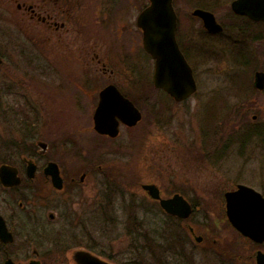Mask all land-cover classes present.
Listing matches in <instances>:
<instances>
[{"label":"rangeland","instance_id":"obj_1","mask_svg":"<svg viewBox=\"0 0 264 264\" xmlns=\"http://www.w3.org/2000/svg\"><path fill=\"white\" fill-rule=\"evenodd\" d=\"M75 1L79 13H92L94 49L103 50L109 67L105 74L97 59L93 61L89 74L94 86L110 79L125 84L133 82V79L138 81L136 74L126 70L119 52H116V45H113L114 36L120 31H116L117 27L112 30L110 24L99 28L95 23L102 14H110L111 7L125 2L129 5L127 9L126 5L121 9L126 10L124 21L129 23L130 29L136 30L138 6L142 9L148 0ZM231 1L175 0L179 18L183 19L179 38L184 40V34L190 29L194 39L202 38L203 41L200 57L190 59L195 65L199 90L183 102H176L164 92H158L157 98L161 100L157 101L159 104L156 107L148 110L142 105L145 119L138 126L131 129L123 126L118 137L105 141L90 131L89 123L81 112L84 107L77 104L75 90L68 87L69 81L71 84L77 80L85 81V73L78 70L81 65L63 55L56 57L51 43L46 48L49 53L42 56L26 36H21L23 41H18L19 48L23 47L20 51L8 52L7 10L5 0H0V50L4 57L0 64V165L10 161L22 166L25 158H33L38 167L49 160L56 161L64 173L89 169L85 186L90 188V191L87 190L92 201L86 200L84 204L87 214L81 215L82 218L70 217L72 224L80 219L77 221L80 225L69 226L60 218L50 224V239L45 237L44 240L38 235L34 240L39 244L44 264H75L73 252L80 248L116 264H162L163 261L167 264H255L251 254L258 248H264V245L254 243L228 224L224 192L238 182L246 184L252 181V175L262 170L254 163L248 168L250 152L256 160L264 147L253 144L248 149L245 124L252 123L255 114H258L255 121L264 117V100L260 105L253 102V98H263L264 92L255 88L244 89L254 81V68L235 60L231 49L219 37H202L201 22L190 18L195 6L209 5L223 19L232 13ZM226 33L234 39L240 32L228 29ZM258 45L259 42L252 44L251 49ZM138 59L140 81L149 84L153 81L154 60L143 51ZM37 66L49 67L55 74L46 72L42 80L37 77L30 79L34 85L29 93L36 94L35 100L41 103L43 115L38 123L40 127L32 125L35 131L27 134L19 118L14 117L17 112L11 110L12 103L14 108L18 107L13 100L20 101L23 97L17 95V90L10 93V88L20 89V82H27L25 72L39 76L32 69ZM110 68L115 70L112 76ZM66 71L70 72L68 76L64 74ZM65 77L70 79L65 82ZM11 83H15L14 87H9ZM94 94L93 110L97 104L96 91ZM155 113L158 118H155ZM40 140L50 143L45 152H41V146H37L36 151L25 149L26 142L31 144ZM196 145L199 146V154L192 155L190 147ZM105 146L115 147L116 150L109 151L110 148ZM198 161L204 162V165L192 168L189 164ZM253 181L259 184L258 179ZM143 183L158 184L165 196L181 192L190 200H198L195 202L196 210L186 220L170 216L150 197ZM107 187L109 190L105 191ZM103 193H107L108 197L106 214H103L101 202ZM55 195L52 192L48 197ZM10 202L13 208L9 207ZM1 207L10 215L14 208L17 209V200H14L12 192L0 187ZM44 219L47 220L48 216ZM187 225L193 226L196 236L203 235V239L197 240ZM16 228V241L10 246V252L17 262L25 264L33 256L34 246L26 242L20 228ZM175 230L185 238L184 243L179 240L175 244L179 248L186 245L182 247L184 254L180 249H161L169 247L166 236L169 237L170 232ZM145 231L155 238L157 257L147 248L149 243L145 242L146 239L141 240L143 236L140 234ZM161 236L165 239L159 245L157 241L162 239ZM59 241L60 246L53 245ZM227 247L231 254L227 252ZM109 255L113 258L109 259Z\"/></svg>","mask_w":264,"mask_h":264},{"label":"flooded vegetation","instance_id":"obj_2","mask_svg":"<svg viewBox=\"0 0 264 264\" xmlns=\"http://www.w3.org/2000/svg\"><path fill=\"white\" fill-rule=\"evenodd\" d=\"M235 0L231 1V14L226 16L223 19H220L216 12L212 11L211 6H203L198 5L193 8L191 11L192 16L191 19L199 20L202 24L201 29V36L202 37H219L221 42L226 46L229 47L231 50V54L233 55L234 59L240 62V64L245 65L247 67L254 68L255 73L258 70L264 71V18L262 19H255L251 17L247 13H238L233 9V2ZM125 2H119L115 7L110 8V14L101 15V18L98 23H95L97 27H102L104 25H111L112 30L113 28H116V31H120V33L114 37V46L116 45V52H119L120 60H122V64L124 67H126L127 71H131L133 75H137L138 81H135L133 79V82H127L126 84L124 82H118L115 80H108L105 83H96L94 86V83L91 82L92 77L90 78L89 72L92 70L93 61L97 59V62L101 64V69L106 74L108 73V65L107 61L105 60V55L103 53V50L97 51L94 49L95 44H93L91 31L92 30V13H79L78 10V4L75 0H38L36 2L34 1H28V0H5V7L7 10V21L9 27H7V32L9 34V41H8V52L11 53H17L20 51L23 47L19 48L21 45L18 44V41H23L21 36H26L28 41L32 43L31 46H36L37 52L40 54L42 53V56L47 54L48 52L46 50L48 44L54 47V51H56L55 56L60 57V55L65 56L69 59V61H75L78 62L81 66L78 70H80L79 73L84 72L85 73V81L77 80L73 84L68 82V87L70 89L75 90V98L76 102L80 107H84V109L81 111L83 114V117L86 119L87 124L89 123L90 131H93L92 133L96 134L100 138L105 139V141H112L114 138L118 137L121 133L122 127L125 126L128 129L135 128L138 126L143 119H145V109L142 107V105L146 106L149 110L153 106H157L159 102L158 100V92L162 91L168 97L172 100H175L171 94H169L167 91H165L162 88H157L155 86L154 80L151 81L149 84L146 82L140 81L139 71H138V57L141 51H143L147 57L154 60V68H155V59L152 56L151 53H149L143 43V30L138 25V17L142 10L149 4L148 3L140 9L138 6V14L136 17V24L137 29L132 30L130 29V25L128 22L124 21V15L125 11H122L124 5H129V3L124 4ZM215 3V2H214ZM218 4V3H217ZM196 8H202L209 10L214 13L216 23L220 25V28L218 30H210V28H206L204 26L203 19L198 16L194 15L193 11ZM120 9V10H119ZM175 10L178 16V25L176 30V37L177 42L179 45L180 50L183 52L184 56L188 60L189 64L192 66L193 71L195 65H192L190 62L191 57L198 58L200 57V54L203 49L202 43L203 41L201 39H194L195 37H192L193 35H190V29L186 31L184 34V40H181L179 38V31L181 29V25L183 22V19L179 18V13L175 5ZM117 11V13H115ZM107 12V11H105ZM119 13V14H118ZM84 16V17H82ZM188 18V17H187ZM185 19V18H184ZM239 30L240 33L237 34L236 38H232V35H225L226 30ZM123 31V32H122ZM236 36V35H235ZM259 42V45L255 47V49H251L252 44ZM32 48V47H31ZM25 52V51H24ZM2 51L0 50V55H2ZM49 53V52H48ZM123 68V67H122ZM33 70H36L39 76H32L30 73L25 72L27 76L25 77V80L27 82H20V89H14L10 88V93L14 92L15 90L18 91L17 95H20V97H23L20 101L19 100H13L16 102L17 108H14L13 103L11 104V110H14L16 115L14 117L19 118L21 125L24 127V133L32 134L33 131H35L32 127V125L37 124L41 121V116L43 115L42 110L40 108V102H36L35 95L33 93H29L32 86L34 85L30 79H33L34 77H37L39 80H42V76H44V73H54V70H51V68L46 66H37L33 67ZM111 74L115 73V70L113 68H110ZM30 72V71H29ZM70 72L66 71L64 74L68 76ZM195 73V71H194ZM29 75V76H28ZM154 75V72H153ZM90 78V80H89ZM68 79L65 77L64 80L67 82ZM89 80V81H88ZM18 82V81H17ZM14 87L15 83H11V86ZM37 85V84H36ZM58 87H63L59 84ZM114 85L116 88L127 98H129L142 112V119L135 125H128L124 123L120 117H117L118 120H120L119 124V133L117 136H111L107 133H100L98 132L94 127V115L96 108L100 101V95L102 90L104 88ZM198 85V81H197ZM257 89L261 92H264V88L260 89L256 86L255 80L253 83H251L250 87H244V89ZM38 89V88H37ZM199 90V85L197 87V90L192 94L195 95ZM96 91V99L97 104L95 106V109L93 110L94 106V92ZM115 93L113 92L110 94V99L114 103L116 99L114 98ZM262 95V94H261ZM190 96V97H192ZM189 97V98H190ZM184 99L182 101H176V102H183L188 100ZM264 100L263 98H253V102L257 105H260ZM21 102V104H20ZM155 106V107H156ZM14 112V114H15ZM19 114V115H18ZM155 118H158L157 113H155ZM254 120L252 123H246L245 128L246 129V145L248 149L250 150L253 144H259L260 146L264 147V117L260 119L259 121H255L258 118V114H255L253 116ZM40 127V126H38ZM200 131V130H199ZM39 141L35 143H25V149L30 148L29 151H36ZM48 146L50 148V143H48ZM110 146V145H109ZM109 146H105L106 148H110ZM224 148V147H223ZM110 150H116L115 147H111ZM190 151L192 155L199 154V146L190 147ZM203 151V148L201 150ZM198 152V153H197ZM212 155H215V153H212ZM248 168L251 166V163H254L255 166L258 165L262 169L261 172L253 174L252 175V181L245 182L246 185L254 188L255 190L259 191L264 196V151H261L260 157H257L255 160V156L252 154V151L248 155ZM193 159V158H192ZM255 160V161H254ZM25 162L22 166H18L20 175L22 177V182L19 185L8 187L4 186L0 181V187L7 191L12 192L14 196V200H17V209L14 208L12 213L9 215L7 212L4 211V209L0 208V215L4 218L5 223L8 227V229L13 233L14 239L12 241H5L3 238L0 237V264H5V262L8 259H12L15 264H23L17 262L11 254L10 246L13 245L16 241V232H15V226L17 228H20L19 230L22 231V235L24 237V240L26 242L31 243L32 246H34L33 249V256L29 258L25 264H32L31 262L33 260H39L41 264H44L42 257L40 256V249L38 248L39 244L36 242L34 243L35 238L39 235L41 238H44L50 232V224L57 221L58 219L62 218L64 222L70 226L71 225H80L77 223L80 219H78L74 224L71 222V216H78V218H82L81 215H85L86 210L84 207V204L86 200L92 201L91 194H89L88 190L90 191V188L88 186H85V180L87 175L89 174V169L82 170L80 169L77 173H73V171H69L64 173L62 171L61 165L58 163L60 167V174L63 178L62 186L58 187L54 184L52 177L50 174H47L45 171V167L48 163H46L42 167H38L35 173L34 178H28L26 176L27 171V159L25 158ZM192 168H197L198 166L204 165V162L198 161L197 163H189ZM195 164L194 166H192ZM103 165H100L102 167ZM252 168V167H251ZM41 170V175L38 174V170ZM40 171V172H41ZM259 181V184H256L255 181ZM253 182V183H252ZM156 184V183H155ZM241 184V182L236 183L233 187L227 189L224 192V199L225 193L228 190L236 189L237 186ZM157 186L160 189L161 196L162 197H169L165 196L162 193L161 187L157 184ZM108 187L105 189V191H108ZM56 193V195L52 198L48 197L49 193ZM104 197L101 199L102 207H103V214L108 213V197L107 193H103ZM77 195V196H75ZM44 196V197H43ZM187 198V196H185ZM189 202L194 207V211L196 210V204L195 202H198V200L189 199ZM158 204L160 203V200L154 199ZM160 205V204H159ZM9 207L13 208V203H9ZM98 210V209H97ZM101 210V209H99ZM193 211V213H194ZM110 212H112V209L110 208ZM48 216V219L45 220L44 218ZM102 216V215H101ZM85 217V216H83ZM226 217L228 219V224L234 228L232 223L230 222L227 210H226ZM61 219V220H62ZM188 219V218H183ZM38 222V223H37ZM77 223V224H75ZM189 228V231L193 234V236L196 237L197 240H202L203 235H197L195 233V230L193 226L187 225ZM73 227V226H72ZM71 227V228H72ZM16 228V229H17ZM64 229V228H63ZM60 228V233H61ZM63 232V231H62ZM61 237V236H60ZM60 237H58V240H60ZM253 241V240H251ZM254 242V241H253ZM28 243V244H29ZM258 245H264V241L254 242ZM58 246H60V241L56 243ZM187 244V242H186ZM55 245V244H54ZM152 246H156L155 243ZM186 245H184L183 248H185ZM183 248H180L182 250L181 254H184ZM85 249V248H84ZM258 250H263L264 248H258L254 254H251L252 258L255 259L256 264V256ZM229 254L232 253V251H228ZM153 253V252H152ZM178 254V253H177ZM4 258V259H3ZM194 261V260H193ZM195 263V261H194ZM164 264H167V262Z\"/></svg>","mask_w":264,"mask_h":264},{"label":"water","instance_id":"obj_3","mask_svg":"<svg viewBox=\"0 0 264 264\" xmlns=\"http://www.w3.org/2000/svg\"><path fill=\"white\" fill-rule=\"evenodd\" d=\"M233 9L238 13H247L255 19L264 18V0H235ZM194 15L200 16L204 26L210 30H218L213 12L196 8ZM178 16L174 0H150L138 17V25L143 30V43L145 49L155 59L153 80L157 88H162L171 96L181 101L191 96L197 90V80L192 66L180 50L176 29ZM3 58L0 56V64ZM255 83L260 89L264 88V71L255 73ZM115 93L116 101L113 103L110 94ZM135 125L142 119L140 109L125 97L114 85L102 90L100 101L94 115V127L100 133L117 136L120 120ZM41 152L48 148V142L40 140ZM27 176L34 178L37 164L32 159L27 160ZM54 184L62 186L63 178L60 167L56 161H49L45 167ZM0 181L4 186H14L22 181L19 168L16 165L4 163L0 166ZM143 187L149 191L153 198L159 199L162 207L169 213L188 218L193 212L192 204L180 193L171 197H161L159 187L154 183H145ZM227 215L231 223L244 235L257 242L264 241V196L254 188L239 184L235 190L226 192ZM0 237L5 241L14 239L13 233L8 229L4 218L0 215ZM75 264H115L109 260L86 249H77L73 253ZM32 264H41L33 260ZM5 264H15L8 259ZM256 264H264V251L258 250Z\"/></svg>","mask_w":264,"mask_h":264},{"label":"trees","instance_id":"obj_4","mask_svg":"<svg viewBox=\"0 0 264 264\" xmlns=\"http://www.w3.org/2000/svg\"><path fill=\"white\" fill-rule=\"evenodd\" d=\"M8 162H10V161H8ZM142 233V232H141ZM50 235V234H49ZM140 235H142L143 236V238L141 239V240H145V242H148L149 244L147 245L146 243H145V246L147 245V248L149 249V251L151 250L153 253H155L156 255V257H157V253H156V249H155V247L157 246L156 244V246L154 247V246H152L151 244L152 243H156L155 242V238L154 237H152L148 232H144V233H142V234H140ZM51 238V237H50ZM161 238L162 239H158L159 241H157L158 243H159V245H161V244H163L162 242H161V240H164L165 238H164V236H161ZM179 240H183V243L185 242V238H183V237H181L180 235H179V232L177 231V230H175V231H172V232H170V235H169V237L168 236H166V243L167 244H169V247L168 246H164L163 248H161L162 250H164V248H166L167 250H172V251H177V250H179L180 248H182V247H184V245H181V247L179 248L177 245H175L176 243H179ZM52 244V243H51ZM181 244V243H180ZM53 245H54V243H53ZM52 245V246H53ZM55 245L56 246H58L56 243H55ZM158 247V246H157ZM109 259L111 258H113L111 255H109V256H107ZM160 257V256H159ZM161 261H162V259H161ZM123 264H126V263H123ZM130 264H132V263H130ZM162 264H164V261L162 262Z\"/></svg>","mask_w":264,"mask_h":264}]
</instances>
